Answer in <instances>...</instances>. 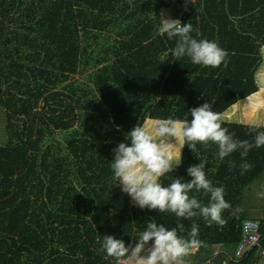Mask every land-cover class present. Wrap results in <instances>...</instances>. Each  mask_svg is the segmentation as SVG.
Wrapping results in <instances>:
<instances>
[{
    "label": "trees",
    "instance_id": "obj_1",
    "mask_svg": "<svg viewBox=\"0 0 264 264\" xmlns=\"http://www.w3.org/2000/svg\"><path fill=\"white\" fill-rule=\"evenodd\" d=\"M173 7L199 30L193 37L227 52L226 64L177 60L178 38L160 31ZM263 63L264 0H0V108L8 136L0 147V264H118L101 250L104 235L134 245L149 221L183 224L184 236L196 223L202 243L183 259L222 264L240 241L245 190L264 179V146L221 161L213 143H198L194 152L185 145L182 164L161 177L165 186L190 179L186 169L206 161L207 178L223 186L231 205L224 226L136 207L114 179L112 149L130 144L133 126L190 120L189 109L205 102L225 114L258 93ZM90 70L86 83L73 81ZM221 122L234 139L253 140V125ZM245 161L253 167L241 174ZM190 195L205 205L210 198ZM260 221L264 233V216ZM209 245L224 251L207 261ZM257 257L227 264H258Z\"/></svg>",
    "mask_w": 264,
    "mask_h": 264
},
{
    "label": "clouds",
    "instance_id": "obj_2",
    "mask_svg": "<svg viewBox=\"0 0 264 264\" xmlns=\"http://www.w3.org/2000/svg\"><path fill=\"white\" fill-rule=\"evenodd\" d=\"M160 31L170 40L178 38L173 49L177 60L187 57L192 64L212 68L227 62V52L215 40L197 39L191 35L193 31L196 36L200 35L191 23L164 19ZM213 103L205 102L189 109L190 120L158 118L149 125H135L125 137L130 144L121 142L112 149L114 179L136 207L174 213L183 219L202 217L209 226L226 224L222 214L231 205L224 198L223 186H214L207 178L206 161L201 160L186 169L190 179L173 178L167 186L161 182V177L175 172L182 164L185 145L194 152L198 143L205 147L213 143L218 147L217 155L221 161L237 150L244 158L253 147L264 146V130H260L259 122L250 128V132L255 133L253 140H236L222 126L219 113L213 111ZM228 164L230 168L235 166L233 161ZM239 167L243 174L253 165L245 161ZM193 192L209 195L208 203L205 205L197 196L190 195ZM183 232L184 226L180 223L169 229L149 221L134 245H126L123 239L105 234L101 250L119 264H183V258L202 243L197 238L196 223L192 224L187 236L180 234Z\"/></svg>",
    "mask_w": 264,
    "mask_h": 264
},
{
    "label": "rangeland",
    "instance_id": "obj_3",
    "mask_svg": "<svg viewBox=\"0 0 264 264\" xmlns=\"http://www.w3.org/2000/svg\"><path fill=\"white\" fill-rule=\"evenodd\" d=\"M172 10L173 13L169 11L171 16L174 15L176 19H178L180 16L181 9L179 7H173ZM90 72L91 70L87 73H81L80 75L76 76L73 81H77L79 83H86L85 76L88 75ZM257 83L259 86L258 93H256L247 101L239 102L238 104L233 106V108L230 109L231 111L229 110L225 114L220 115L221 121H231L242 124L248 123L251 125H254L255 123L259 122L262 126H264V63L257 73ZM152 121L154 120H147L144 125H149ZM6 123V113L4 109L2 110L0 108V147L4 146L8 140ZM263 185L264 180L258 182L256 185L251 187V189H248L247 194L250 197H253L251 200L248 201L249 205L252 204L254 199H258V196L261 195L258 192L262 189L264 190V188H262ZM262 197H264V195ZM258 204L262 208L257 210V212L255 211L256 213L250 211L252 213L251 216H257L261 214L264 215V200L262 198L258 199ZM261 264H264V262Z\"/></svg>",
    "mask_w": 264,
    "mask_h": 264
},
{
    "label": "built area",
    "instance_id": "obj_4",
    "mask_svg": "<svg viewBox=\"0 0 264 264\" xmlns=\"http://www.w3.org/2000/svg\"><path fill=\"white\" fill-rule=\"evenodd\" d=\"M169 18L173 19L168 11L164 14V19ZM253 252H257L258 258H261V262L264 261V233L262 231V223L260 220L249 218L245 219L242 223L240 241L237 247H235L233 254L226 255V259L222 261V264H227L230 261L238 262ZM221 253L223 252L214 251L212 258H215Z\"/></svg>",
    "mask_w": 264,
    "mask_h": 264
},
{
    "label": "crops",
    "instance_id": "obj_5",
    "mask_svg": "<svg viewBox=\"0 0 264 264\" xmlns=\"http://www.w3.org/2000/svg\"><path fill=\"white\" fill-rule=\"evenodd\" d=\"M250 99V98H249ZM248 100V99H247ZM247 100H245V101H247ZM231 111V110H230ZM244 124H248V123H244ZM251 125V124H250ZM264 180V179H263ZM253 187V186H252ZM262 188H264V185H263V187ZM249 189H251V188H249ZM247 191H248V189L247 190H245V193H244V195H245V206H244V208L245 209H247V218H245V219H249V218H254V219H257V220H260L264 215H257V216H251L252 215V213L250 212V211H253V212H257V210H259V209H261L262 207L261 206H259V204H258V199H260V198H262L263 200H264V197H262L263 195H264V190L262 189V190H260L258 193H260L261 195L260 196H258V199H254L253 200V202H252V204L251 205H249V203H248V201L249 200H251L253 197H250L248 194H247ZM253 206V207H252ZM255 212V213H256ZM244 219V220H245ZM206 256H207V261H210V260H212L213 258H212V253L214 252V251H224V248H223V246L222 245H209V246H206ZM197 251H198V248L197 249H195L192 253H191V255L193 256V255H195L196 253H197ZM229 255H232V254H229ZM259 259V258H258ZM264 261H262L261 262V260H260V262L258 263V264H261V263H263ZM183 264H192V261H191V257L189 256L188 258H185V259H183Z\"/></svg>",
    "mask_w": 264,
    "mask_h": 264
},
{
    "label": "water",
    "instance_id": "obj_6",
    "mask_svg": "<svg viewBox=\"0 0 264 264\" xmlns=\"http://www.w3.org/2000/svg\"><path fill=\"white\" fill-rule=\"evenodd\" d=\"M258 258V257H257Z\"/></svg>",
    "mask_w": 264,
    "mask_h": 264
}]
</instances>
